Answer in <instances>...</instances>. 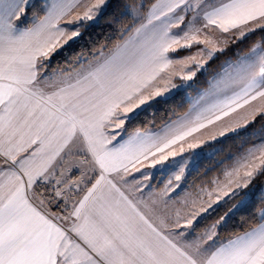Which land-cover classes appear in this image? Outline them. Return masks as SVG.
Wrapping results in <instances>:
<instances>
[{
	"label": "snow or ice",
	"instance_id": "obj_1",
	"mask_svg": "<svg viewBox=\"0 0 264 264\" xmlns=\"http://www.w3.org/2000/svg\"><path fill=\"white\" fill-rule=\"evenodd\" d=\"M0 264H264V0H0Z\"/></svg>",
	"mask_w": 264,
	"mask_h": 264
},
{
	"label": "trees",
	"instance_id": "obj_2",
	"mask_svg": "<svg viewBox=\"0 0 264 264\" xmlns=\"http://www.w3.org/2000/svg\"><path fill=\"white\" fill-rule=\"evenodd\" d=\"M109 34H112V30H111V29L106 30L105 32H100V33L97 35V39H98V40H103L104 37L107 36V35H109ZM213 67H215V66H213ZM198 86H199V85H198ZM258 119H259V118H258ZM205 167H211V164L208 163V162H206V163H205ZM201 171H203V169H202ZM189 180H190V181L195 180V181L198 182L199 177H198L197 175H194V176H192V177H189ZM241 220H242L241 217H237V218H236L235 223H236L237 227H239V224H240Z\"/></svg>",
	"mask_w": 264,
	"mask_h": 264
}]
</instances>
